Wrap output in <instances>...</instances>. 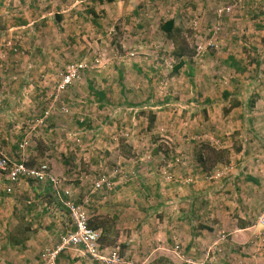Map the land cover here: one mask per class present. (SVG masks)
I'll return each mask as SVG.
<instances>
[{
    "label": "rangeland",
    "instance_id": "1",
    "mask_svg": "<svg viewBox=\"0 0 264 264\" xmlns=\"http://www.w3.org/2000/svg\"><path fill=\"white\" fill-rule=\"evenodd\" d=\"M193 1L194 4L187 0H0V125L6 128V132L0 129V139L5 136V141L8 137L14 142H32L39 148L40 160L35 163L47 162L44 157L54 153V158L69 166L70 171L83 162L100 165L105 160L107 164L99 169L109 179L118 172L110 170V164L115 163L111 153L116 142L119 146L122 141L128 145V141L138 142V151H142L139 154L152 152L154 146L150 142L155 135L168 139L165 134L145 131L147 127L157 131L161 122H169V116L164 114L161 121L158 118V111L168 110L162 105L172 104L165 115L174 109L179 113V123L183 124L187 121L186 113L189 114L190 96L202 93L200 83L205 81L211 83L218 97L233 93L220 111L228 125L236 120L244 121L248 109L262 116L258 122L264 128V0ZM177 13L187 20L179 22L169 35L163 25ZM180 52L184 53L185 63L174 70L181 59ZM229 55L237 60L238 66L225 61ZM71 65L87 70L62 93L59 90L61 73ZM90 84L107 92L104 102L95 99ZM235 106L237 109L233 111L231 108ZM258 122L243 123L248 126L247 135L256 139V144L259 138L255 137L254 129L259 127ZM201 135L196 141L190 139L191 134L183 136L185 145L181 151L185 155L181 154V158L189 161L190 151L192 154L195 150L201 151L212 140L205 132ZM234 140L231 137L225 145ZM213 144L226 149L228 162L232 159V167H238L237 162L242 159L236 155L238 145L229 148ZM47 145L53 151L46 153L50 150ZM245 150L250 153L247 157L256 152L254 158L264 162V142ZM122 151L129 154L130 150L123 148ZM205 153L208 156L207 149ZM177 163L181 164L178 160ZM49 164L55 175L65 177L69 197L83 203L75 198L71 187L79 181L75 173L66 176L65 168L58 172L56 164ZM218 166L223 165L211 168L208 173ZM257 166V163L249 165ZM124 168L125 165L121 167ZM133 171L129 167L128 172ZM168 171L165 170V182L171 181ZM121 172L123 176L125 171ZM95 173L90 181L93 185L100 178V173ZM192 179L193 176L183 177L186 185ZM258 187L263 202L261 209L258 206L250 211L248 218H242L258 228V244L255 242L252 258L239 257L234 253L232 246L235 245L227 241L236 230L232 225L227 226V221L234 224L232 219L237 216L233 214L239 215L230 202L226 211L230 218L227 213L224 220L227 227L212 231L202 228L200 225L204 224L200 220L193 228L188 223L187 231L184 226H176L179 243L174 238L166 239V243L172 245L168 246L177 263L160 253L154 259L166 256L172 264H223L228 254L230 258L224 264H264V226L258 223L264 209V182ZM93 191L96 193L99 189L93 188ZM231 201L237 202L236 198ZM83 205L89 216L90 205ZM62 210L60 213L70 216L67 208ZM218 210L215 215L221 213ZM106 219L105 227L115 233L117 221L107 216ZM193 230L202 238L186 250ZM222 233L226 235L225 240L221 238ZM249 245L246 248L251 251Z\"/></svg>",
    "mask_w": 264,
    "mask_h": 264
},
{
    "label": "crops",
    "instance_id": "2",
    "mask_svg": "<svg viewBox=\"0 0 264 264\" xmlns=\"http://www.w3.org/2000/svg\"><path fill=\"white\" fill-rule=\"evenodd\" d=\"M187 1L190 4L195 3L193 0ZM171 19H174L173 29L179 25V22L187 20L181 13H177ZM225 61L238 66L237 60L231 55L227 56ZM200 84L202 93L190 96L189 114L186 113L185 116L187 121L183 124L179 123V113H175L174 109L172 111L174 114L170 112V115H165L168 110L172 109V104L168 102L162 105L163 108L168 107V110L165 108L164 112L158 111V118L161 121L160 117L164 114L165 117L169 116V122H161L157 131L155 129L153 131L152 127L145 129V131L160 133L161 136L165 134L168 138L162 139L159 134L155 135L150 142L154 146L152 152L150 150L145 154H139L142 151H138V142L134 144L128 141L130 142L128 145L122 141L120 146L119 142H116L113 146L114 152L111 153L115 163L110 164V170L116 169L118 172L109 177L110 186L104 185L96 193L90 181L93 180L95 171L101 172L102 169H99V166L103 167L107 164L105 160H99L100 165L90 161L89 164L83 162L70 171L69 166L65 167L64 163L54 158V153H49L47 157H44L52 165L56 164V171L61 172V169L65 168L66 176L75 173V179L79 181L73 183L71 187L76 199L79 198L84 204L90 205L91 220L105 216L116 219V232H111V241L104 246L109 252L119 253L121 261L118 264H148L157 253L171 257L177 263L178 259L171 255L172 250L168 246L171 244H167L169 242L166 243V239L170 241V238H174L179 243L175 227L184 226V231H187V224L189 223V226L193 228L198 220L203 222L204 225H200L202 228L212 231L230 225L234 226L236 230L227 237L229 245H235L232 247L235 248L234 253H238L239 257L252 258L251 253H254L255 245L258 244L256 239L258 228L253 223L250 225L248 219L247 222L242 221V218H248L250 211H255L258 206L260 208L263 205L259 198L261 192L258 186H262L264 182V162L258 157L254 158L257 155L256 152L251 157H247L250 153H247L245 148H255L264 142V128L258 122L262 116L256 115L258 113L256 111L247 109L244 121L236 120L231 124L233 125L231 128L228 122L222 120L220 111L222 106L227 105L231 100L233 93L229 97H218L211 83L205 81ZM231 109L234 111L237 106ZM253 113L255 115L252 119ZM251 120L259 124V127L254 129L255 137L259 138V144L255 143L256 139H253L251 135H247L250 133L248 126L243 124L246 121L250 124ZM0 129L6 132L5 126L0 125ZM81 129H85L84 126ZM202 132L209 135L212 139L209 142L212 145L214 142L219 143L218 146H229V148L233 144L238 145L236 155L242 158L237 162L239 169L232 167L231 159V163L227 162L223 163L222 167L218 166L219 170H222V175L216 176L218 168L213 172L209 171L210 173L202 170V165L197 161V150L193 154L190 151L191 160L188 161L186 157L181 158L182 146L185 145L183 136L186 133L191 134L190 139L196 141L204 135H201ZM231 133L237 134L230 136ZM231 137L235 138L234 143L225 145ZM4 138L5 136H2V140L0 139V151L9 155L13 160L26 161L28 164H37L35 162L40 160L39 148L34 143L14 142L8 137H6L8 141H5ZM23 142H25L24 146H22ZM147 144L150 146L148 142ZM27 145H30L29 149L26 148ZM46 147L50 149L45 151L46 153L53 151L49 145ZM123 148L129 149V154L122 151ZM177 160L181 164L177 163ZM186 162L189 165L184 167ZM256 163L258 165L256 168L249 167ZM123 165L126 166L124 168L126 170L121 169ZM129 167L134 169L132 174L128 172ZM165 170H169L170 175L168 176L171 181L165 182ZM121 171H125L123 176ZM101 175L100 173L99 176ZM188 176H193V179L192 183L189 181L190 183L186 185L183 177ZM123 179L126 180L121 181ZM7 182L4 173H0V183ZM232 185L234 188L231 187ZM62 195L64 196L63 192ZM231 197L236 198L237 202L231 201ZM88 201L91 204L87 203ZM185 202L189 203L183 207ZM230 202L234 204L239 215L233 214L237 216L235 218L232 216L234 224L228 219L226 226L224 220L227 213L230 218L229 211L226 213ZM62 208L66 207L50 182L25 179L15 184L13 192L0 196V264H38L42 249L45 246H54L59 243L61 233L70 228V216L65 214L66 212L60 213L63 211ZM218 209L221 213L215 215ZM239 220L242 223L238 225ZM100 230L102 231V228ZM190 232L193 234L189 233L190 238L185 247L186 250H190L197 240L202 238L194 230ZM221 235V238L225 240L226 235L224 233ZM247 244H251L248 246L251 247V251L246 248ZM229 258V255L225 254L223 264ZM58 264L104 263L91 259L80 248L64 251Z\"/></svg>",
    "mask_w": 264,
    "mask_h": 264
},
{
    "label": "built area",
    "instance_id": "3",
    "mask_svg": "<svg viewBox=\"0 0 264 264\" xmlns=\"http://www.w3.org/2000/svg\"><path fill=\"white\" fill-rule=\"evenodd\" d=\"M83 67V66H82ZM80 67V68H82ZM80 69L75 65L68 66L61 73L59 90H63L69 84L74 83L80 77ZM24 146V143L22 144ZM0 173H4L7 183H0V196L11 193L15 184L25 179H33L37 182H50L70 214V228L61 233L60 241L54 246H45L41 251L38 264H58L61 254L70 249H83L93 260L104 264H118L121 261L119 253L109 252L101 241L102 231L89 225V216L83 203L71 199L70 189L66 188L65 177L55 175L48 162L28 164L26 161L13 160L9 155L0 151ZM216 176L222 175V170L217 169ZM101 176L94 183L95 189L110 186L111 182ZM64 193V196L62 195ZM258 223L264 226V209Z\"/></svg>",
    "mask_w": 264,
    "mask_h": 264
},
{
    "label": "trees",
    "instance_id": "4",
    "mask_svg": "<svg viewBox=\"0 0 264 264\" xmlns=\"http://www.w3.org/2000/svg\"><path fill=\"white\" fill-rule=\"evenodd\" d=\"M103 1V0H100ZM107 1H113V0H107ZM174 28V19L168 20L164 25H163V29L167 32V34L171 35V32ZM180 61L179 63H177L174 66V70H179L185 63V59L184 57V53L180 52ZM231 66H236L233 65V63L230 64ZM87 69L85 67H82L80 69V76H82V74L84 73V71H86ZM74 83L69 84L67 87H65L62 90V93L64 91H66L69 87H72ZM90 88L93 92V94L95 95V99H97L100 102H104L107 96V92L102 89H96L93 86H91L90 84ZM207 149L208 152V156H206L205 150ZM197 156V161L202 165V167L204 168V171H208L211 168L223 164V163H227L228 162V158L226 157V149H220L216 146H213L211 143H206L203 147V149L201 151H197L196 153ZM230 160V158H229ZM209 162V163H207ZM106 216L105 217H101L100 219H93V220H89V225L93 228L96 229H100L102 228V236H101V241L103 244H108L109 241H111V232L110 229L108 227H105L104 222L106 221ZM113 220L115 221L116 219L113 218ZM172 264L173 261L171 259H169L166 256H160L157 259H154L153 261H150L148 264ZM188 264V263H185Z\"/></svg>",
    "mask_w": 264,
    "mask_h": 264
}]
</instances>
